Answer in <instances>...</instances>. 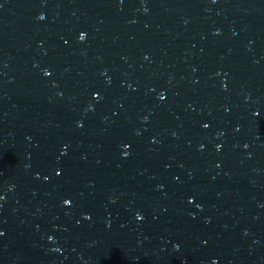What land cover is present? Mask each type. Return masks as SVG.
Instances as JSON below:
<instances>
[{"label": "water", "instance_id": "95a60500", "mask_svg": "<svg viewBox=\"0 0 264 264\" xmlns=\"http://www.w3.org/2000/svg\"><path fill=\"white\" fill-rule=\"evenodd\" d=\"M0 264H264V0H0Z\"/></svg>", "mask_w": 264, "mask_h": 264}]
</instances>
